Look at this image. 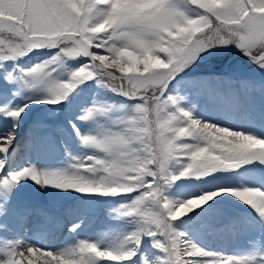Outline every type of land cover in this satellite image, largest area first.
<instances>
[{"label": "snow or ice", "instance_id": "obj_1", "mask_svg": "<svg viewBox=\"0 0 264 264\" xmlns=\"http://www.w3.org/2000/svg\"><path fill=\"white\" fill-rule=\"evenodd\" d=\"M233 51L264 74V0H0V264H264V75L217 65ZM90 84L65 118L81 150L33 162L57 149L16 131L30 106ZM28 182L76 199L34 206Z\"/></svg>", "mask_w": 264, "mask_h": 264}, {"label": "rangeland", "instance_id": "obj_2", "mask_svg": "<svg viewBox=\"0 0 264 264\" xmlns=\"http://www.w3.org/2000/svg\"><path fill=\"white\" fill-rule=\"evenodd\" d=\"M240 55L239 54H233L229 58L223 62L222 65H232L239 67L240 69L243 70L244 75L254 77V78H260L262 74L259 70L253 69V70H245L243 68V64L247 62H239L236 61ZM44 54H35L32 55L31 58H25L21 63L24 66H29L32 63L37 62L40 59H43ZM246 61V60H245ZM255 68V67H254ZM200 72L204 71V68L198 70ZM94 89V85H89L88 89H85L83 92H79L77 94H74L72 98L68 102H66L67 107L62 109V110H67V116L69 118H74L76 114H78V109L81 105H86L87 103L90 102V96H91V91ZM7 99H11L13 103L19 102L21 100L20 97L12 98L10 94L7 96ZM37 112L34 113V115L31 117V122L27 123L24 120L23 128H18L16 131L19 133L21 131H30L32 132V135L34 139H40L41 137L47 136L51 134L55 139H56V153L51 155V156H46L42 154H37L35 157L32 155V161L33 162H38L41 165L45 166H54L56 162L59 159L63 158L64 155V149L67 147V149L72 152L73 154L79 152L80 145L78 141L76 140L74 134L71 132V129L65 131L63 136L60 135V133L57 132V128L60 126L59 120L57 117H60V114H62L61 109L59 108H50L46 110V108H42L39 110H36ZM35 122H39L40 124L44 125L43 127H33V124ZM62 122V120H60ZM82 128L86 127L85 125H80ZM0 127H3V125H0ZM34 128V129H33ZM39 136V137H38ZM61 140L63 143H61ZM46 147V146H45ZM19 160L13 161V163H18ZM52 162V163H51ZM235 184H254L258 183L257 180L252 178L251 176L245 175L241 177H235L232 181ZM200 190V186L198 184H192V185H187L180 189L177 194L181 198H187V195H196L198 194ZM57 194V195H54ZM21 199L25 202H29L31 204L37 203L39 206H56L58 208L64 207L68 204H71L75 199H70V197H65L61 194H58L55 192V190H49L47 193L43 192V190L36 189L35 185H31L30 182H28V186L23 188L21 190ZM53 195L54 198H50V196ZM75 196V195H74ZM221 207L228 212L235 214L239 213V216H247L248 214L245 213L242 209H236L233 207H229L226 203H221ZM242 213V214H241ZM200 239L204 244H207L211 240V236L208 232L203 233L200 236ZM243 244L244 242L241 241Z\"/></svg>", "mask_w": 264, "mask_h": 264}, {"label": "trees", "instance_id": "obj_3", "mask_svg": "<svg viewBox=\"0 0 264 264\" xmlns=\"http://www.w3.org/2000/svg\"><path fill=\"white\" fill-rule=\"evenodd\" d=\"M233 54H238V53H236L235 51H233V52H230V53H225V55H224V57H222V58H218V60H217V65H222L223 64V62H225V60L227 59V58H229L230 56H232ZM236 61H239V62H247V61H245V59L243 58V57H241V56H239L237 59H235ZM244 66H243V68L245 69V70H253V69H255L254 68V66H252V65H248L247 63H244L243 64ZM205 67H207V66H205ZM5 99H7V97H5ZM31 108H32V110H31V112L27 115V117H26V119H25V121L28 123H30L31 122V120H30V118L34 115V113L35 112H37L36 110H39V109H42V108H46V110H47V108L48 109H50L51 107H49V106H30ZM61 111H62V114H60V117L58 116L57 118L58 119H60V120H62V122H60V120H59V125L61 126V125H64V127H65V129H66V131L67 130H69L70 129V127H68L67 125H66V123H65V118L67 117V118H69L68 116H67V113H69V112H67V110H62L61 109ZM29 115H31V117L29 116ZM54 195H57V194H54ZM54 198V196L53 195H51L50 196V198ZM55 199V198H54ZM70 199H76V196H73V197H70ZM221 203H226L229 207H233V208H238V209H242L245 213H247V214H249V213H251V210L250 209H247V207L246 206H244V205H240L238 202H234V201H232L231 200V198H228V199H226V200H223ZM253 216H254V214H252Z\"/></svg>", "mask_w": 264, "mask_h": 264}, {"label": "bare ground", "instance_id": "obj_4", "mask_svg": "<svg viewBox=\"0 0 264 264\" xmlns=\"http://www.w3.org/2000/svg\"><path fill=\"white\" fill-rule=\"evenodd\" d=\"M29 133V131H21L19 132L20 137H24ZM22 155V153H21ZM32 155H34V157L37 155V153H33ZM17 160H19V157L17 158ZM34 206L40 207L39 204L34 203ZM49 206V205H48ZM66 207V206H64ZM62 208V207H61ZM65 211H67V209H65ZM211 236V240L210 242H208L207 244H205L206 246L209 247H213V248H217V247H221L225 245V237L224 234H216V233H209ZM239 245V246H243V244L241 243V241H232L229 245H228V249L229 251L232 250V246L233 245Z\"/></svg>", "mask_w": 264, "mask_h": 264}]
</instances>
